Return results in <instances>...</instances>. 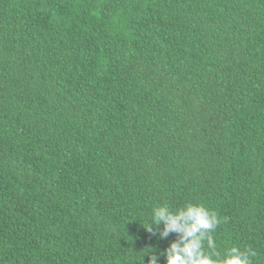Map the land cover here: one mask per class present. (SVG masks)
I'll return each mask as SVG.
<instances>
[{"label":"trees","instance_id":"1","mask_svg":"<svg viewBox=\"0 0 264 264\" xmlns=\"http://www.w3.org/2000/svg\"><path fill=\"white\" fill-rule=\"evenodd\" d=\"M188 204L264 264V0H0V264H168Z\"/></svg>","mask_w":264,"mask_h":264},{"label":"clouds","instance_id":"2","mask_svg":"<svg viewBox=\"0 0 264 264\" xmlns=\"http://www.w3.org/2000/svg\"><path fill=\"white\" fill-rule=\"evenodd\" d=\"M160 221L165 223V233L181 234L180 243L170 247L168 264H251L250 257L255 255L250 249L241 251L236 247L216 252L210 232L217 225V217L203 206L188 204L174 215L166 207H157L152 222ZM205 242L209 252L204 250Z\"/></svg>","mask_w":264,"mask_h":264}]
</instances>
